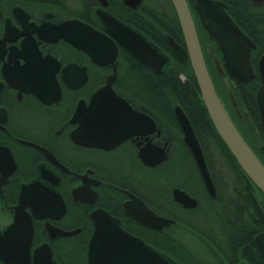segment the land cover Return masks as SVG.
Returning a JSON list of instances; mask_svg holds the SVG:
<instances>
[{
	"label": "flooded vegetation",
	"instance_id": "af4514ba",
	"mask_svg": "<svg viewBox=\"0 0 264 264\" xmlns=\"http://www.w3.org/2000/svg\"><path fill=\"white\" fill-rule=\"evenodd\" d=\"M186 2L199 34L195 0ZM251 6L255 19L248 28L256 46L251 64L254 80L258 81L254 114L242 100L236 101L235 107L230 93L224 97L216 91L232 122L249 138L247 144L264 166V132L257 101L261 87L258 67L264 57V5ZM107 18L153 44L168 58L170 66L179 61L169 44L172 38L184 46L169 32L180 29L170 0L166 6L155 0H0V264H88L94 232L91 217L97 212L118 220L124 232L164 256L160 241L145 239L148 231L163 232L149 230L125 214V205L134 199L164 217L167 213L160 206L164 198L173 208L167 215L199 223L198 227L209 230L211 236L214 227L226 233L222 255H218L217 236H212L191 243L193 252L189 256L172 255L168 249L164 258L171 264H245L237 255L239 251L231 250V228L254 231L256 261L260 264V258L264 263L255 245V238L264 234V224L252 200L253 196L264 212V196L244 175L212 178L215 201L208 196L200 176L198 188L196 177L180 181L178 167L182 161L194 163L181 143L177 121L174 117L175 124L171 123L162 114L150 111L149 69L108 32L103 21ZM90 30L104 35L116 47L114 63L113 49L101 51ZM157 38L165 40L168 49ZM109 80L113 81L112 94L94 101ZM149 114L159 126L151 135ZM76 134L82 144L75 142ZM125 134L132 137L124 140L121 136ZM113 135L117 137L111 138ZM91 136L105 141L110 136V141L120 144L89 146L87 139ZM164 149L167 161L150 166ZM186 150L188 157L182 153ZM171 178L177 181L164 187V181L170 182ZM175 189L197 201L195 211L202 207L198 193L211 209L205 216L195 217V211L174 202ZM246 207L262 228L253 230L250 223L244 222ZM202 217L221 222L204 225ZM179 226L175 221L173 227ZM127 260L125 250H116L115 264H127Z\"/></svg>",
	"mask_w": 264,
	"mask_h": 264
},
{
	"label": "water",
	"instance_id": "95a60500",
	"mask_svg": "<svg viewBox=\"0 0 264 264\" xmlns=\"http://www.w3.org/2000/svg\"><path fill=\"white\" fill-rule=\"evenodd\" d=\"M255 5H264V0H247ZM178 19L182 41L184 47L178 45L172 38H169V44L176 57L183 64L190 66L199 96L202 104L208 114L210 122L215 129L218 137L227 148L232 158L240 168L242 174L249 179L255 188L264 196V166L258 160L254 152L245 142L244 138L232 122L226 112L210 75L200 38L196 28L195 21L189 10L186 0H170ZM195 10L198 20L207 33L208 37L213 40L222 57L221 61L215 59L214 67L220 76H228L232 82H238L248 85L255 78V72L251 66V53L256 49L252 40L244 34L240 28L228 17L226 5L215 0H195ZM104 24L121 45L141 64L146 66L150 72L160 75L169 65L168 58L158 51L153 44L143 41L140 36L129 30L127 27L118 24L112 18L104 19ZM92 39L96 46L103 51L105 48H112L113 55L111 63L115 62L117 49L113 46L108 38L92 30ZM86 38H89L86 35ZM75 47H78L75 41H70ZM111 44V45H110ZM92 58L95 55H92ZM103 56V54H101ZM258 74L261 80V87L257 93V101L260 110V122L264 132V57L259 63ZM112 80L108 81L105 89L98 92L93 100L98 101L101 96L111 93ZM190 91L194 88L187 84ZM231 94V93H230ZM231 101L236 107L232 94ZM173 114L182 133L181 143L189 150L194 161L198 174L203 182L205 190L212 201L217 199V192L209 172L206 158L202 151L199 140L194 128L191 125L186 113L179 105L173 106ZM148 135L154 134L159 129L152 115L147 116ZM104 119H108L105 117ZM94 127V126H91ZM93 135H99L94 133ZM111 136V138H116ZM124 140L131 138V134H125ZM75 142L82 144L80 135H75ZM106 141L99 136H91L89 146H117L119 141H110V136ZM123 140V141H124ZM120 144V143H119ZM106 147V148H109ZM101 148V147H100ZM168 153L164 149L157 162L150 166L161 164L168 159ZM174 202L183 209L194 211L198 203L195 199L190 198L185 192L175 189L173 191ZM252 200L262 223L264 224V212L260 208L256 199ZM125 214L133 219L139 225L155 232H163L175 224L173 220L160 217L147 208L142 202L134 199L130 204L125 205ZM94 232L90 239L88 251V264H115L116 250L123 249L129 256L127 264H171L166 255H160L153 249L147 247L140 239L124 232L120 228L118 220L111 218L104 212H97L92 215ZM255 245L258 253L264 261V234L255 238ZM124 264L126 262L124 261Z\"/></svg>",
	"mask_w": 264,
	"mask_h": 264
},
{
	"label": "trees",
	"instance_id": "16d2710c",
	"mask_svg": "<svg viewBox=\"0 0 264 264\" xmlns=\"http://www.w3.org/2000/svg\"><path fill=\"white\" fill-rule=\"evenodd\" d=\"M221 1H223L227 5V14L232 19V21L248 37H250V39L253 40L251 29L248 28V25L251 24L250 17H248L247 14L245 15L243 14L244 11L246 13L249 7L252 6L245 0H221ZM169 32L181 44H183L182 35L179 28L175 29V31L171 30ZM157 39L159 44L161 43L164 44L162 47L166 50L167 45L165 43V40H162L161 38H157ZM185 72H188L189 74L187 76L188 82L182 83L179 77L182 73ZM217 75L218 74H216V78L218 79V82L216 81L215 76L213 77L211 75L214 85L217 88V91H220V89L224 90L222 81L218 77L219 75L218 76ZM187 84L192 85L194 90L190 91L187 87ZM236 85H237V89L234 88L235 99H237V101L242 100L246 105V107L249 109V112L254 114L255 92L258 87V81L254 80L248 86H242L239 83H237ZM147 90L149 96L150 111L153 113L156 112L157 114H162L163 118L170 121L171 123L175 124L174 121L175 119L173 116V106L179 105L184 110L188 119L191 122L192 127L194 128L196 136L205 154L207 165L213 179H216L215 177L216 175L213 172V170H211L210 156H208L206 151L207 142L214 144L217 147V149L220 151L219 153L221 154V156L223 155L225 157L222 159L227 163L228 166H230L231 172L233 171V176L235 177H238L240 175L243 176L240 168L238 167V165L232 158L231 154L229 153L227 148L224 146V144L218 137L215 129L213 128L210 122L208 114L199 96L197 85L189 65L182 64L179 61H177L174 66L171 65L170 67H167L164 70V72L160 75H154L149 71ZM240 133L245 141L248 140L245 134H242L241 131ZM219 204H220V200L218 202V205ZM244 205L245 206L247 205V201H245ZM198 213L199 211H195V213H192V215H197ZM244 214H245L244 217L249 218V221L246 220L244 222L250 223L252 225L253 230L257 229L258 227L262 228L260 221L255 222L253 220L252 214L248 210V208L245 209ZM164 217L170 218L180 223L182 226L179 227H184L186 224L184 221L178 218H174L167 214H165ZM174 228L176 227H172L169 230L164 231L163 233H154L148 231L145 239L149 241H153V240L160 241L161 244H158V246L161 248H165L166 253H168L167 249L168 248L171 249L174 246H172L171 244L167 245L165 242H168L170 239L171 240L175 239L171 236V234H169L170 231L173 230ZM253 232H248L246 229L242 230L238 228H231L228 232L230 234L228 240H230L231 246L233 247V249L231 248V250L235 253L239 251L237 255L240 257V259L242 258L241 262L244 261L245 264H258L256 261V257H258V255L254 252L253 237L255 234ZM166 253L164 255H166ZM259 263L264 264L260 258H259Z\"/></svg>",
	"mask_w": 264,
	"mask_h": 264
},
{
	"label": "rangeland",
	"instance_id": "374dc122",
	"mask_svg": "<svg viewBox=\"0 0 264 264\" xmlns=\"http://www.w3.org/2000/svg\"><path fill=\"white\" fill-rule=\"evenodd\" d=\"M155 1H157L158 4H160L162 6H166V3H167V0H155ZM243 14L244 15L247 14V16L250 17L251 22H252V20L255 19V17H252L253 12H252V8H250V7H249L248 11H246V13L244 11ZM198 25H199V23H198ZM198 27L200 30L199 31L200 39H201V42L203 44L202 46L204 49L206 61L208 63L211 75L213 77L215 76V79L218 82V79L216 78L217 72H216L215 67H214V59H218L219 61H222V57L220 55V52L218 50L216 43L209 39L208 35L205 33V31L202 29V27L200 25ZM222 63H223V61H222ZM188 75H189L188 72L182 73L180 75L179 79L181 80L182 83L188 82V80H187ZM218 77L221 79L222 84L224 86V90L220 89L219 92L224 97H227L228 93H231L234 100L237 101V99H235V96H234V83L226 75L223 77H220V76H218ZM248 140H249V138H248ZM206 151H207L208 156H210L211 170H213V172L215 173L216 179H221L223 177H226L227 179L229 177L230 178L235 177V176H233V171L231 172L230 166H228L227 163L222 159L225 157L223 155L221 156V154L219 153L220 151L217 149V147L214 144L207 142L206 143ZM182 153L186 154V156L189 154L187 152V150H186V153H185V151H182ZM178 169H179V174H180L179 179L181 182H183L184 179H193L196 177V183H197L196 187L197 188L199 187V174H198V171L196 169L195 164L193 165V164L189 163L187 159H185L184 161H182V163L180 164ZM167 176H169V174L165 175V177H167ZM171 176H173V175L171 174ZM166 179H168V177ZM175 179H178V178L176 177ZM175 179L171 178L170 182L164 181L163 186L165 187L168 185V183L172 184V183L176 182L177 180H175ZM191 191L196 193L195 190H191ZM199 194L200 193H198L197 198L200 200V204L202 207H201V210L199 211V213L197 215H195V217H198L201 214L203 216H205L206 213L208 212V210L211 209L210 208L211 206L208 205V202H206L203 195H199ZM160 206H161L163 212H166L167 214H172L173 208L169 205L166 198L163 199V204ZM217 207L215 208L216 213H218ZM212 210H214V209L212 208ZM195 217H193V218H195ZM200 219L204 223V225H207V223L209 224L208 226L220 224V222L210 221L206 217H202ZM246 220L249 221V218L245 217V221ZM185 223H186L187 227H176L170 231L169 234H171V236L175 239H173V240L170 239L168 242H165L167 245L171 244L172 246H174L171 249L168 248L170 250V251H168V249H167L168 252H170L172 255L189 256L193 252V249H191V243H194L198 240H200V241L208 240V237L211 238L212 236L213 237L217 236L216 239H218V241H219V243L217 244L218 245L217 247L220 249V253L218 255L219 256L222 255L221 249L223 250L226 248L224 246L225 240H226V233H225V231H223L221 229V227H216V228L214 227V233L216 235L212 232V236H211L210 235L211 232L209 230L198 227V226H200L199 223L192 222V220L191 221L185 220ZM194 224H195V226H194ZM199 235L202 236L203 238H199ZM174 240H177L179 243L174 242ZM164 252L166 253L165 248H164ZM202 254L207 255V253H202ZM167 256H168V254H167Z\"/></svg>",
	"mask_w": 264,
	"mask_h": 264
}]
</instances>
